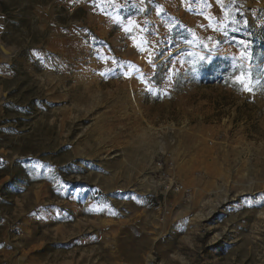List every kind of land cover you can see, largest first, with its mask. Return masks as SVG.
<instances>
[{
    "label": "rangeland",
    "instance_id": "obj_1",
    "mask_svg": "<svg viewBox=\"0 0 264 264\" xmlns=\"http://www.w3.org/2000/svg\"><path fill=\"white\" fill-rule=\"evenodd\" d=\"M202 1L0 0V264H264V15Z\"/></svg>",
    "mask_w": 264,
    "mask_h": 264
},
{
    "label": "crops",
    "instance_id": "obj_2",
    "mask_svg": "<svg viewBox=\"0 0 264 264\" xmlns=\"http://www.w3.org/2000/svg\"><path fill=\"white\" fill-rule=\"evenodd\" d=\"M226 2L228 1L227 0H203L201 5H199L197 9L192 8L191 11H189L187 8L178 7V8H173V13L175 15L186 14L189 17L191 15L194 17H207L208 16V17L214 18V17L222 16L228 13V9H230L231 7L227 8V6L225 5ZM245 3L247 4L246 5L247 8L249 9L248 12H250L252 16L255 15L258 11H260V13L264 15V0H245ZM231 12H232V9H231ZM207 21H211L214 23V20H207ZM250 58L249 60H247L250 63V66L252 67H258L261 65L264 66V59L260 63L256 65H252L250 62Z\"/></svg>",
    "mask_w": 264,
    "mask_h": 264
},
{
    "label": "trees",
    "instance_id": "obj_3",
    "mask_svg": "<svg viewBox=\"0 0 264 264\" xmlns=\"http://www.w3.org/2000/svg\"><path fill=\"white\" fill-rule=\"evenodd\" d=\"M264 59V55L263 54H259V53H253L251 58H250V62L252 65H256L258 63H260L262 60ZM264 66L261 65V66H258V67H253V70L252 71H255V70H260L262 69Z\"/></svg>",
    "mask_w": 264,
    "mask_h": 264
},
{
    "label": "built area",
    "instance_id": "obj_4",
    "mask_svg": "<svg viewBox=\"0 0 264 264\" xmlns=\"http://www.w3.org/2000/svg\"><path fill=\"white\" fill-rule=\"evenodd\" d=\"M121 5H124L123 3Z\"/></svg>",
    "mask_w": 264,
    "mask_h": 264
}]
</instances>
